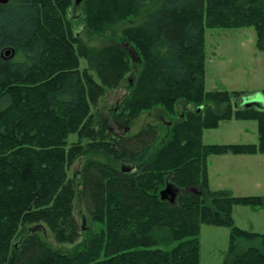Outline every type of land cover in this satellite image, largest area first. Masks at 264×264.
<instances>
[{"label": "trees", "instance_id": "16d2710c", "mask_svg": "<svg viewBox=\"0 0 264 264\" xmlns=\"http://www.w3.org/2000/svg\"><path fill=\"white\" fill-rule=\"evenodd\" d=\"M76 1L0 4V264H200L203 224L231 229L223 264H264V234L232 217L236 205L264 207V196L212 191L207 166L210 155L264 154V111L241 110L243 92L207 91L204 81L206 28L253 27L264 54V0ZM72 10L89 35L111 39L139 21L123 29L127 44L96 49L77 38ZM134 66L122 119L183 115L163 138L161 124L148 123L110 144L91 105ZM235 118L257 122L258 143H203L204 130ZM80 156L78 182L68 170ZM126 164L135 169L122 172ZM167 184L179 191L173 203L161 199ZM46 230L75 247L55 248Z\"/></svg>", "mask_w": 264, "mask_h": 264}, {"label": "rangeland", "instance_id": "374dc122", "mask_svg": "<svg viewBox=\"0 0 264 264\" xmlns=\"http://www.w3.org/2000/svg\"><path fill=\"white\" fill-rule=\"evenodd\" d=\"M70 16L77 38L85 45L96 49L112 42L127 44L123 42L125 40L123 29L137 25L139 21L133 18L129 19L117 28L116 38L111 39L106 33L103 36L89 35L83 26V17L80 16L78 10H72ZM205 56L204 81L207 91L243 92L246 96L262 94L264 91V54L257 48V33L253 27L206 28ZM85 68H87V63L82 60L80 69ZM140 69L141 67H132V71L125 75L118 88H106L97 104L91 105L95 128L98 130V125L105 127L106 134L112 135L106 140L110 144L113 138L120 135H133L148 123L161 124L163 138L166 132V123L172 125V121L183 115L182 111H178L176 116L169 118L163 114L152 115L146 112L132 123L122 119L120 104L129 93L128 85L134 84ZM90 74L100 83L96 73L90 71ZM241 101L242 98L234 102L240 105ZM258 138L256 121L236 118L220 122L216 129L204 130L202 136L205 145L256 144ZM74 142H76V136L71 135L69 143ZM256 155H250L251 157L229 153L210 155L207 158V166L211 190H229L236 197L264 196V154ZM86 160L87 156H80L68 170L69 177H74L79 182L80 173ZM77 212L78 210H76ZM232 217L234 225L238 228L264 234V207L253 209L236 205L233 207ZM83 222L86 228L92 227L89 221ZM96 227L99 226L96 225ZM44 234L46 240L57 249L69 251L75 247L72 244H67L64 247L56 244L48 230L44 231ZM230 235L229 227L201 225L197 235L200 242V264H223L229 248ZM80 240H78V244Z\"/></svg>", "mask_w": 264, "mask_h": 264}, {"label": "water", "instance_id": "95a60500", "mask_svg": "<svg viewBox=\"0 0 264 264\" xmlns=\"http://www.w3.org/2000/svg\"><path fill=\"white\" fill-rule=\"evenodd\" d=\"M10 0H0V4H7ZM81 0L76 1V5L80 4ZM9 52H7L8 54ZM130 55L137 60V56L134 51L129 50ZM236 107H239L241 110H248L254 108L256 110L264 111V97L262 94H253L248 95L242 98L240 105L235 103ZM200 111V109H199ZM167 126H171V123H166ZM135 169V167H131L129 165H123L121 171L122 172H131ZM179 191L176 190L171 184H167L166 188L160 192L162 200H168L173 203L178 195Z\"/></svg>", "mask_w": 264, "mask_h": 264}, {"label": "crops", "instance_id": "0c3cea01", "mask_svg": "<svg viewBox=\"0 0 264 264\" xmlns=\"http://www.w3.org/2000/svg\"><path fill=\"white\" fill-rule=\"evenodd\" d=\"M237 156H243V155H237ZM245 156L251 157L252 155L251 156L250 155H245ZM253 156H257V155H253Z\"/></svg>", "mask_w": 264, "mask_h": 264}, {"label": "flooded vegetation", "instance_id": "af4514ba", "mask_svg": "<svg viewBox=\"0 0 264 264\" xmlns=\"http://www.w3.org/2000/svg\"><path fill=\"white\" fill-rule=\"evenodd\" d=\"M119 137H122V135H120Z\"/></svg>", "mask_w": 264, "mask_h": 264}]
</instances>
